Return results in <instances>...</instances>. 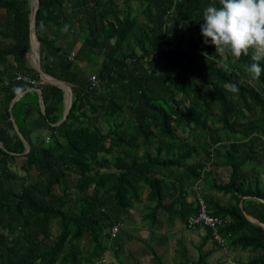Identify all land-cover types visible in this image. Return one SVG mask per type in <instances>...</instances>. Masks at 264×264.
I'll use <instances>...</instances> for the list:
<instances>
[{
    "label": "trees",
    "instance_id": "obj_1",
    "mask_svg": "<svg viewBox=\"0 0 264 264\" xmlns=\"http://www.w3.org/2000/svg\"><path fill=\"white\" fill-rule=\"evenodd\" d=\"M132 1L143 4L142 20L134 13ZM210 5L219 6V2L39 0L35 33L42 71L71 83L73 101L66 119L54 126L62 118L64 92L56 85L40 86L53 138L48 144L32 143L24 129L30 110L24 107V123L17 126L30 149L23 153L24 144L8 112L21 82L5 84L2 77L11 79L21 72L39 79L33 66H27L30 3L0 0V37L9 41L0 47V91L5 95L0 141L23 158L20 174L0 167V264H94L107 250L105 241L112 237V227L122 223L140 199L141 186L148 189L143 219L154 227L166 215L165 223L171 226L176 220L185 223L197 212L196 199L194 207L183 203L173 207L198 180L199 188L207 181L212 190L231 195L227 205L207 203L211 214L231 221L220 230L231 235L227 244L256 253L243 264H264V228L243 214L264 224V188L258 182L246 186L243 167L252 150L240 153L245 139L264 133V72L259 79L248 72L251 50L221 65L222 55L230 54L203 43V12ZM73 26L84 35L73 59L91 60L98 66L93 71L96 87L91 86L92 75L74 68L68 51L49 37L51 27L69 30ZM174 36L183 48L151 56ZM11 58L14 69L6 67ZM259 63L264 68V59ZM126 109L132 124L121 118ZM12 114L18 115L14 106ZM209 115L216 118L209 122ZM179 131L204 143L182 140ZM223 141H229V149L217 150L212 160L222 159L231 172L227 182L218 183L211 169L203 170L200 161L189 160L201 153L208 161L212 147ZM141 147L146 150L140 152ZM10 157L0 148V163L6 165ZM166 179L174 187L169 194L163 192ZM15 182L18 190L11 188ZM54 222L58 233L52 236ZM206 230L195 246V259L182 240H176L178 260L173 264H207L211 251L204 245L211 233ZM147 246L155 263L165 264L162 255ZM117 264L126 263L117 257Z\"/></svg>",
    "mask_w": 264,
    "mask_h": 264
},
{
    "label": "crops",
    "instance_id": "obj_2",
    "mask_svg": "<svg viewBox=\"0 0 264 264\" xmlns=\"http://www.w3.org/2000/svg\"><path fill=\"white\" fill-rule=\"evenodd\" d=\"M132 2H135V1H132ZM131 5L133 7V4H131ZM64 7H65V9L69 10L70 5L68 3H65ZM48 34H49V37L53 41H55L56 45H60L61 48L64 49L65 51H68V53H70L72 51H76V49L80 45L81 39L84 36L83 33L80 31V29L77 26H73L69 30H61V29H58L56 27H51L48 30ZM8 43H9V41H8ZM3 46H5V45H3ZM0 47H2V46H0ZM226 59H227L226 55L223 54L222 60H226ZM86 62H88L91 66L94 63L91 60H85V61H79L78 60L77 62H75V60L73 59L72 66L76 69L78 68L81 70L82 69L85 70V65H86L85 63ZM220 64L222 65L223 63L220 62ZM15 66H16V64H15L14 60L12 58L9 59L6 67L14 69ZM27 66H29V67L33 66V59H32L30 52L28 53V57H27ZM95 66H97V65H95ZM97 68H98V66H97ZM0 70H3L2 65L0 66ZM90 75H94V72H90ZM7 78H8L7 76H3L2 80H6ZM69 85L72 86L71 83H69ZM16 87L21 88V91L18 94L21 93L22 95L20 98L15 100L11 106H10V104H11V101L13 99L10 101V103L8 105L9 106L8 107L9 119L11 120V116H13L12 107L14 106V110L16 112H18V115H16V117L13 116L14 121L16 122V124H17V122L23 124L24 122L22 121V118H21L22 117V110L24 109V107L29 108L30 111H29V113L27 115V119L24 123V129L29 133V136L31 138L32 143L36 144L38 142L37 144H39V145L50 143L51 139L53 138V134L48 131V123H47V119L45 118V115H43V114L40 115L38 113V111L36 110V105H35L36 103H34V102H37V106H39V107H40V104H39V94L34 89L35 87H32V86L26 87V85L22 84V83H19L18 85H16ZM18 94H16V96ZM4 100H5V95L2 93V91H0V119L2 118V116H4V114H3L4 113ZM63 110H64V108H63ZM89 115L92 116L93 114H89ZM17 116L19 118H17ZM207 118L210 122L213 119H215L216 116L215 115H209ZM178 136L182 140H185V141H188L189 138H194L195 142L194 141L192 143L190 142L191 144L201 145L204 143L203 139L199 138V141H198V138H195L193 136L189 137V135H187L186 132H180L179 131ZM244 141H246V142L241 143L242 145L243 144L244 145L240 148V153L247 152L250 149L252 150L251 155L248 156V159L244 164V178L246 181V186L253 187L255 185V183L258 182L259 186L261 188H264V133H262V134L253 133ZM27 142L29 144V141H27ZM0 143L2 144L1 141H0ZM228 144H229V141H225V142L223 141L221 143H217L216 146L212 147L213 149L211 150L212 152H211V155H210V158L208 161H205L204 158H201V157H203L202 154L198 153V154H195L189 160V162L199 160L201 163H205V164L207 163V166H206L208 168L207 170H209V169L212 170V173L214 175L213 179L216 180L218 183H225L229 179V174L231 172L230 171L231 169L229 166L224 164V161L222 159H218L217 161L214 162L212 160V157L213 158L215 157V154H216L215 152L217 150H218V152H221V151L224 152V150L228 147ZM29 149H30V145H29ZM154 149H155L154 145H152L151 150H154ZM144 150H146L144 147L140 148V152H142ZM9 154L12 155V157L8 158V162L6 165L3 163H0V167L3 168L4 166H7L8 168L13 170L14 172L20 174V172H21L20 166H21L23 158L17 157V155L15 153H9ZM162 186H163V192L164 193L169 194L171 192H174V187L172 186V183L169 180L166 179L162 183ZM202 186H203L202 189L204 188L203 192H204L205 196L203 194L202 195L205 198L206 204L208 203V205H210L211 202H217L221 205H227V204L231 203L232 199H231V195L229 193L224 194V193L212 190L207 181H205V183ZM141 187H143V186H141ZM11 188H14L16 190L18 188L17 182L13 183ZM191 189H192V187L190 189L186 190V192H188V193L184 197H178L180 199V201H177L173 208H179L181 203L184 204V207H191V206L194 207L196 205V202L194 201V199H196V196L194 198V194L196 192L195 191L191 192ZM147 191H148V189H147ZM200 191H201V187H200ZM175 194L178 195L177 192H175ZM145 198H146V196H145ZM141 202L144 204V205L142 204V208H144V212L142 213V218H143V215H145L147 212V204L148 203L145 199L143 201L141 199H139L138 201H135L133 203L132 208L129 211V214L123 218V222L118 224L120 226L119 227L120 229H121V227H125V228L131 227V224H130L131 221L129 222L127 220V218L132 219V217H133L132 211L135 210L136 205L141 204ZM165 218H166V215H163L161 217V225L164 224L163 226H166L169 228H172L178 224H181V225L185 224V223H181L179 220H176L171 226H169V225H166ZM161 225L154 226L151 228L156 229V228L160 227ZM54 226H55V228H54ZM52 229H55L53 232L54 234L52 233ZM57 233H58V227H57V224L54 222L51 225V235L55 236ZM206 233H207V230L205 227L196 226V227L190 228V235H191L192 240L189 238L188 242L185 243L181 239L182 242L187 247V249L189 250V255H190L191 259L196 258L195 246L200 242V240L202 238H204L206 236ZM107 241H105V246H106L107 250L104 253V255H106L108 252H110V249H108V246L106 244ZM113 241H114V239H113ZM175 249H176V247L173 249V255H175ZM204 249L211 251V253L207 259V264H228L229 261H233L235 264H243V263L247 262V260H249L252 256H254L256 254L253 251H251L250 249H241L238 247H233L227 243L224 247L218 246L214 242V240H212L211 237L206 240V243L204 245ZM261 254L264 255V253H261ZM104 255L100 261H98L94 264H101L102 260L105 257ZM174 260H178V259L174 256V259L172 261L173 263H174ZM165 264H166V262H165Z\"/></svg>",
    "mask_w": 264,
    "mask_h": 264
},
{
    "label": "clouds",
    "instance_id": "obj_3",
    "mask_svg": "<svg viewBox=\"0 0 264 264\" xmlns=\"http://www.w3.org/2000/svg\"><path fill=\"white\" fill-rule=\"evenodd\" d=\"M203 12L201 35L203 43L215 46V51L229 53L235 58L248 55L252 60L248 72L259 79L264 68V0H218ZM115 44V39L111 41Z\"/></svg>",
    "mask_w": 264,
    "mask_h": 264
},
{
    "label": "rangeland",
    "instance_id": "obj_4",
    "mask_svg": "<svg viewBox=\"0 0 264 264\" xmlns=\"http://www.w3.org/2000/svg\"><path fill=\"white\" fill-rule=\"evenodd\" d=\"M132 4L134 7V13L137 14L139 20H142L144 18L141 12L143 9V4L139 1L132 2ZM7 43V40L0 37V46L6 45ZM226 58L227 59L222 60L221 63L227 64L228 62L234 61V58L231 55H229L228 57L226 56ZM75 62H77V60H75ZM85 64L87 65H85V70L88 73L96 71L98 69L97 66H91L88 62H86ZM126 111V116L123 115L121 118L123 120H128L132 124L134 122L133 117L127 109ZM188 141L192 143L193 141L195 142V139L189 138ZM202 156L203 157L201 158H204L203 154ZM204 160L206 161L205 158ZM202 164H204L203 170L208 169L206 167L207 163ZM202 184H204V181L202 182ZM202 187L203 186H201V194L205 196L203 192L204 188L202 189ZM193 191L194 189L192 188L191 192ZM146 192L147 188L145 186L139 188V198L142 201L145 199ZM195 196L196 193L194 194V198ZM142 204L143 203L141 202V204L136 205V209L132 211V219L127 218L129 222L131 221V227H121V229L118 228L116 234L107 241L106 244L108 246V249H110V252L104 255L105 257L102 260V263L100 262L101 264H117V257L122 259L126 264H156L151 253L149 252L147 245L153 246L156 252L162 255L163 260L166 262V264H173L172 261L175 256L173 255V249L176 247V240L180 238V240L182 239L183 242L187 243L188 239H191L190 229L181 224H178L172 228L163 226L164 224H162L160 227L152 229V226H150L149 222L142 218V213L144 212ZM54 230L55 229H52V233L54 232ZM115 250L117 251L116 256Z\"/></svg>",
    "mask_w": 264,
    "mask_h": 264
},
{
    "label": "built area",
    "instance_id": "obj_5",
    "mask_svg": "<svg viewBox=\"0 0 264 264\" xmlns=\"http://www.w3.org/2000/svg\"><path fill=\"white\" fill-rule=\"evenodd\" d=\"M183 38L187 39L188 35H185ZM178 48L180 49L183 48V45L180 44V40H178V37L174 36L169 41L159 46L153 52L151 56L157 55V53H160V52L169 53ZM74 56H75V52L72 51L69 53L68 59L73 60ZM184 63H186V61ZM11 80L21 82L25 85H30L35 88H40V86L44 84V82L40 78L36 79L35 77L27 73H21V72L15 73L11 79H6L5 84L11 82ZM90 81H91L92 87H96V85L98 86V80L95 75H92L90 77ZM200 181L201 180H198L194 184V190L196 192V202H197V207H198L197 212L188 216L184 225L186 228H189V229L195 227L196 225H200L202 227L208 228L210 230L212 240H214V242L218 246L224 247L228 239L231 237V235L223 234L220 232V230L224 226L228 225L231 221L228 218H223L220 216L213 215L208 211L205 198L201 194L200 188L198 186ZM118 228H119V225H115L112 227L111 229L112 236L116 234V231L118 230ZM37 264H41V263L38 262ZM228 264H235V263L233 261H229Z\"/></svg>",
    "mask_w": 264,
    "mask_h": 264
},
{
    "label": "water",
    "instance_id": "obj_6",
    "mask_svg": "<svg viewBox=\"0 0 264 264\" xmlns=\"http://www.w3.org/2000/svg\"><path fill=\"white\" fill-rule=\"evenodd\" d=\"M30 3V15H29V45H30V54L32 56L33 59V68L35 69V71L38 73L39 78L45 83V84H51V85H56L59 88H61L64 92V110H63V115L62 118L56 122V123H52V125L56 126L59 125L62 121H64L67 117V114L72 106V101H73V91L71 86L69 85V83H67L66 81L63 80H59L56 78H53L49 75H47L46 73H44L42 71L41 68V58H40V52H39V43L36 37V33H35V28H36V17H37V13L39 10V0H29ZM36 41V44H35ZM38 94H39V104H40V109L43 115H45L46 111H45V104L43 101V97L41 94V88H34ZM21 93L18 94L17 96H15L13 98V100L11 101L10 106L12 105V103L17 100L18 98L21 97ZM11 122L12 125L18 135V137L22 140L23 144H24V151L23 153H27L29 151V144L27 142V140L24 138V136L22 135V133L20 132L16 122L14 121L13 116H11ZM0 148H2L3 150H5L8 153H13L8 151L3 144L0 143ZM264 202V200H262ZM244 216L246 217V219L252 223L258 224L259 226H261L262 228H264V224L261 223L260 221H258L256 218H254L253 216L249 215L248 213H246L245 211H243Z\"/></svg>",
    "mask_w": 264,
    "mask_h": 264
},
{
    "label": "bare ground",
    "instance_id": "obj_7",
    "mask_svg": "<svg viewBox=\"0 0 264 264\" xmlns=\"http://www.w3.org/2000/svg\"><path fill=\"white\" fill-rule=\"evenodd\" d=\"M35 44H36V41H35Z\"/></svg>",
    "mask_w": 264,
    "mask_h": 264
}]
</instances>
